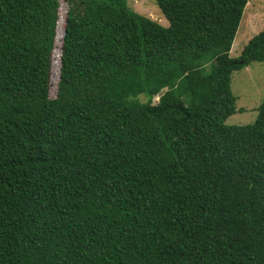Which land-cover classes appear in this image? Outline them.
Listing matches in <instances>:
<instances>
[{
	"label": "trees",
	"instance_id": "trees-1",
	"mask_svg": "<svg viewBox=\"0 0 264 264\" xmlns=\"http://www.w3.org/2000/svg\"><path fill=\"white\" fill-rule=\"evenodd\" d=\"M64 1L51 98L60 0H0V264H264V99L224 123L248 0Z\"/></svg>",
	"mask_w": 264,
	"mask_h": 264
},
{
	"label": "rangeland",
	"instance_id": "rangeland-1",
	"mask_svg": "<svg viewBox=\"0 0 264 264\" xmlns=\"http://www.w3.org/2000/svg\"><path fill=\"white\" fill-rule=\"evenodd\" d=\"M127 4L131 10L156 20L161 25L167 26L169 23L155 0H127ZM66 9V2L60 0V17L56 36L57 48L53 51L52 61L51 98H54L56 94L59 75V45L61 44L63 36ZM263 27L264 0H248L230 49V55L238 56L248 40L262 30ZM230 87L236 97V110L224 120V123L226 125H243L254 122L258 114V106L264 99V62L253 61L240 69L233 70L231 73ZM141 100L144 101L145 97H141ZM157 100L158 95L152 98V102H157Z\"/></svg>",
	"mask_w": 264,
	"mask_h": 264
}]
</instances>
